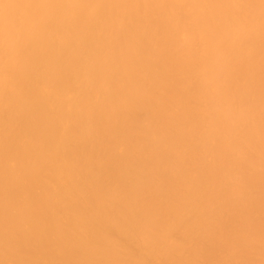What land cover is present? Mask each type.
Instances as JSON below:
<instances>
[{
  "label": "bare ground",
  "instance_id": "1",
  "mask_svg": "<svg viewBox=\"0 0 264 264\" xmlns=\"http://www.w3.org/2000/svg\"><path fill=\"white\" fill-rule=\"evenodd\" d=\"M0 264H264V0H0Z\"/></svg>",
  "mask_w": 264,
  "mask_h": 264
}]
</instances>
